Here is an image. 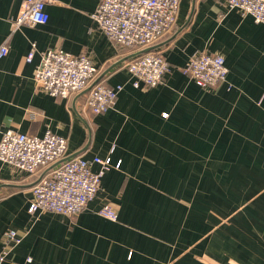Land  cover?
Instances as JSON below:
<instances>
[{
  "label": "crops",
  "instance_id": "obj_1",
  "mask_svg": "<svg viewBox=\"0 0 264 264\" xmlns=\"http://www.w3.org/2000/svg\"><path fill=\"white\" fill-rule=\"evenodd\" d=\"M24 1L0 0V45L9 46L0 59V138L50 130L67 139L68 158L120 165L67 215L29 212L49 166L29 174L0 160V250L9 229L22 238L3 264H264V22L226 0H180L158 40L124 47L93 18L100 0H50L48 22L13 30ZM151 46L170 70L157 86H136L127 65ZM52 48L90 56L100 68L94 83L122 85L115 103L95 114L90 86L57 97L38 89L41 52ZM203 50L225 58L216 87L182 71ZM106 205L116 220L100 213Z\"/></svg>",
  "mask_w": 264,
  "mask_h": 264
},
{
  "label": "built area",
  "instance_id": "obj_2",
  "mask_svg": "<svg viewBox=\"0 0 264 264\" xmlns=\"http://www.w3.org/2000/svg\"><path fill=\"white\" fill-rule=\"evenodd\" d=\"M50 0H25L18 16L12 21L13 30L22 25L36 26L49 20L46 4ZM180 0H100L92 14L99 27L117 44L124 47L153 44L176 20ZM229 9H238L243 15H252L256 22H264V0H226ZM36 43L26 59L32 60ZM9 51L6 43L0 45V59ZM164 55L145 52L130 61L128 71L135 77L134 84L146 87L163 82L170 70ZM197 84L205 88L218 86L228 74L223 55L200 51L182 67ZM100 68L87 54H73L62 48L41 52V61L35 73V83L53 97L68 96L90 86L88 105L95 114L112 106L122 85L108 87L94 83ZM67 139L48 130L43 136L27 134L14 129L3 132L0 138V160L13 167L35 174L41 166H49L32 188L29 212L53 211L74 215L80 212L97 194L105 172L113 166L111 157L92 159L83 156L67 157ZM98 163L100 168L93 170ZM100 213L112 220L117 212L109 205ZM15 229L4 234V248L0 250V264L9 251L21 242Z\"/></svg>",
  "mask_w": 264,
  "mask_h": 264
},
{
  "label": "water",
  "instance_id": "obj_3",
  "mask_svg": "<svg viewBox=\"0 0 264 264\" xmlns=\"http://www.w3.org/2000/svg\"><path fill=\"white\" fill-rule=\"evenodd\" d=\"M154 48V46H151V47H148V48H145L143 50H141V53H144V52H147V51H150Z\"/></svg>",
  "mask_w": 264,
  "mask_h": 264
}]
</instances>
